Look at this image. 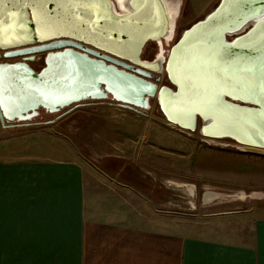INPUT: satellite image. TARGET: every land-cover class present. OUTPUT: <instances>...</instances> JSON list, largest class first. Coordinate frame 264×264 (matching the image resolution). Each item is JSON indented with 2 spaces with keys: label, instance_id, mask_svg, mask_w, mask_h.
I'll list each match as a JSON object with an SVG mask.
<instances>
[{
  "label": "water",
  "instance_id": "95a60500",
  "mask_svg": "<svg viewBox=\"0 0 264 264\" xmlns=\"http://www.w3.org/2000/svg\"><path fill=\"white\" fill-rule=\"evenodd\" d=\"M236 1L221 0L209 21L205 16L175 42L183 0H35L34 7L5 0L0 52L20 60L0 62V129L44 115L61 118L87 103L145 116L156 101L169 126L199 109L194 113L213 116L208 132L264 155V24L230 47L220 37L241 16L264 8V0L246 1L248 9ZM150 43L157 49L152 57L145 56ZM37 55L39 69L32 66ZM162 77L170 87L160 86ZM249 87L256 92L251 98H233Z\"/></svg>",
  "mask_w": 264,
  "mask_h": 264
},
{
  "label": "crops",
  "instance_id": "0c3cea01",
  "mask_svg": "<svg viewBox=\"0 0 264 264\" xmlns=\"http://www.w3.org/2000/svg\"><path fill=\"white\" fill-rule=\"evenodd\" d=\"M154 125L87 103L0 129V139L29 136L21 147L43 148L0 152V264H264V216L242 220L234 240L171 235L169 208L184 184L171 178L169 146H147Z\"/></svg>",
  "mask_w": 264,
  "mask_h": 264
},
{
  "label": "rangeland",
  "instance_id": "374dc122",
  "mask_svg": "<svg viewBox=\"0 0 264 264\" xmlns=\"http://www.w3.org/2000/svg\"><path fill=\"white\" fill-rule=\"evenodd\" d=\"M220 1L183 0L175 42L195 21L212 12ZM234 37H228V40ZM151 47L149 44L146 51ZM165 81L166 77H162L160 86L168 87L169 83ZM146 116L155 122L151 134L153 140L147 141V146H152L154 151H160V142L169 146L170 172L177 174L171 178L176 177L184 184L178 187L177 200L171 202L169 208L171 235L234 240V237L227 238L232 228L240 226L244 219L264 216V192H261L264 190V155L245 153L230 139L202 136L200 119L196 131L171 127L156 101L152 102ZM53 118L46 117V121ZM157 123L168 132L158 130ZM34 140L24 135L10 139L2 137L0 152H41L43 148L37 146L33 149L21 147L23 142ZM147 150L145 148L143 153ZM174 163L177 168L172 166ZM205 189L211 193L208 200H204Z\"/></svg>",
  "mask_w": 264,
  "mask_h": 264
},
{
  "label": "bare ground",
  "instance_id": "6f19581e",
  "mask_svg": "<svg viewBox=\"0 0 264 264\" xmlns=\"http://www.w3.org/2000/svg\"><path fill=\"white\" fill-rule=\"evenodd\" d=\"M246 1L248 2H252V4H256L257 2L261 1V0H237L236 1V5L237 6H242V8H246L248 9L249 3H246ZM215 10V9H214ZM214 10L212 12H210L209 14H207V21H209L213 16H214ZM204 19V18H203ZM260 24H264V8H255L253 10H251V13L245 14L243 16H241L237 22L231 24L230 26H228L226 29H223L220 37L222 40V43L227 46L230 47L233 43V40L235 38H238L242 35H244L247 31H249L251 28L257 27ZM231 36H235L234 38H232V40H228V37ZM194 118L190 119L189 116H184L182 117L183 119H174V120H170V122H172L173 124H175L176 126L185 129V130H189V131H196L197 129V121L200 119L201 120V126L199 128L200 130V134L206 137H210V138H225L223 136H216L211 134L210 132L207 131V128L210 126V124L213 122V116L211 114H199V113H194ZM205 115H207V119H205ZM194 125V126H192ZM243 147V146H242Z\"/></svg>",
  "mask_w": 264,
  "mask_h": 264
},
{
  "label": "snow or ice",
  "instance_id": "6c2138e0",
  "mask_svg": "<svg viewBox=\"0 0 264 264\" xmlns=\"http://www.w3.org/2000/svg\"><path fill=\"white\" fill-rule=\"evenodd\" d=\"M4 2H5V0H0V4H3ZM18 2H20L23 5V7H28V6H33L34 7L35 6V0H18ZM48 2H56V0H39V3H41V4L48 3ZM83 71L85 73H87L88 69L84 68ZM260 78H261L260 91L262 93H264V65H262V71H261V74H260ZM246 91H247V95H236L233 98L236 99V100H244V99H247V98H251V96L256 94L255 89L252 88V87H249ZM228 94L229 95H233L232 93H228ZM261 102L262 101H257V103H261ZM195 111H199V109H194L193 112L189 113L190 119L194 118L193 114H194ZM260 116L262 118H264V110L261 111ZM205 119H207V115H205ZM192 126H194V125H192Z\"/></svg>",
  "mask_w": 264,
  "mask_h": 264
},
{
  "label": "flooded vegetation",
  "instance_id": "af4514ba",
  "mask_svg": "<svg viewBox=\"0 0 264 264\" xmlns=\"http://www.w3.org/2000/svg\"><path fill=\"white\" fill-rule=\"evenodd\" d=\"M182 11H183V9H182ZM150 45H152V47H151V50L150 51H146L145 50V52H146V54H145V56H148V57H152L155 53H156V46L153 44V43H150ZM3 54H4V52H0V62H13V61H18V60H20V58H18V59H5L4 57H3ZM39 58V60H38V62H36V63H34L32 66L34 67V68H36V69H39L40 68V66H41V62H39V61H41L40 60V58H41V56L40 55H37V59ZM45 117H53V116H50V115H44Z\"/></svg>",
  "mask_w": 264,
  "mask_h": 264
}]
</instances>
